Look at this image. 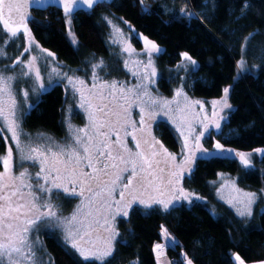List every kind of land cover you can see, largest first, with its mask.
<instances>
[{"label": "trees", "instance_id": "obj_1", "mask_svg": "<svg viewBox=\"0 0 264 264\" xmlns=\"http://www.w3.org/2000/svg\"><path fill=\"white\" fill-rule=\"evenodd\" d=\"M104 15L127 22L163 47L164 52L156 59L157 88L162 96L171 97L177 88L182 73L175 67L184 53L198 63V68L187 74L185 88L191 98L217 100L231 87L223 129L211 132L204 144L208 150L218 143L224 149L251 156L248 167L237 157L198 159L184 186L203 201L183 203L167 211L160 207L132 208L127 217L117 221L113 252L104 264H157L154 247L162 242L164 227L177 241L167 250L172 264H186V259L193 264H237L234 255L247 264L264 262V0H143V4L140 0H108L93 11L67 19L54 8L34 12L26 26L62 67L88 78L90 65L102 61L103 80L120 81L126 76L109 44ZM5 35L0 38L2 45ZM8 47L13 48L11 52L18 50L13 56L16 58L26 47L24 35ZM241 59L245 61L243 69L238 66ZM66 102L63 85L52 86L25 113L24 130L63 139ZM156 134L169 151L178 152L179 139L169 124L159 123ZM7 147L0 132V156L6 154ZM17 166L15 154L14 169ZM220 175L231 177L240 188L258 196L250 217H239L218 199L216 182ZM54 201L61 214L67 215L74 208L71 198L59 195ZM39 235L48 264H99L69 256L61 238L49 228Z\"/></svg>", "mask_w": 264, "mask_h": 264}, {"label": "snow or ice", "instance_id": "obj_2", "mask_svg": "<svg viewBox=\"0 0 264 264\" xmlns=\"http://www.w3.org/2000/svg\"><path fill=\"white\" fill-rule=\"evenodd\" d=\"M98 2L99 0H63L62 6L65 15H69L74 10V4H86L91 9ZM140 2L143 4V0ZM28 7L26 0H0V23H2L0 32L7 30L5 39L16 38L22 27L27 33L25 14L21 10ZM244 7H247V4ZM116 31L119 32V29ZM145 43L151 45L152 51L157 53L161 51L155 43L146 39ZM28 50L25 49V51ZM122 50L131 57L130 45ZM4 54L0 46V56ZM52 55L48 53V56ZM182 55L185 61L192 65L196 64V61L187 53ZM148 56L145 67L152 68V71L140 77L141 83L135 89H125L123 83L117 81L110 83L102 81L96 74L97 69L103 68L102 62L92 65V78L98 81V83H93L92 87L109 90L107 95L103 91L96 95L95 99L99 102H94L93 99L85 96L84 92L69 78L68 82L73 84L75 91L80 94V107L87 113L92 133L89 134L88 127L72 129L69 124L72 143L66 147L49 144L46 148H38L30 144H22L21 130L16 116L17 101L9 85L15 77H5L4 69L0 68V93L7 95V100L0 96V132L7 129L11 133L19 161L17 171L13 172L11 146L7 147L5 155L0 156V162L3 165V171H0V264H46L43 256L37 255L38 252L43 253L44 251L40 246L38 235L40 227L61 228L63 243L68 249L69 256L78 255L84 261L95 260L99 264H104L106 258L112 255L113 240L118 235L112 226V221L117 215L127 216V209L133 202L151 207V203L143 199L144 194L149 190L154 192L179 191L184 199H188V194L184 193L183 189L169 187L173 185V180L165 179V169L160 168L161 161L154 159L161 155L165 157L164 162L176 159L167 152V149L163 148L159 141L155 138H152L151 142L144 140L150 150L155 149L146 155L144 151L133 152L121 139V133L124 136H131L135 141L136 149L141 148V141L135 135L136 122L130 118V108L133 104L139 107L141 113L139 123L144 125L146 122L145 107L143 103H138L136 100L129 102L128 96L134 94L142 98L148 95L147 85L143 81L150 80L156 75L151 52ZM36 59L37 57L32 56L31 61L23 65L20 71L22 76H34L36 80H40L39 69L33 68ZM20 63V60H16L14 64L7 67L15 68V65ZM244 65L245 61L241 59L238 66L243 69ZM52 72L60 75L56 68H52ZM133 75L138 74L134 72ZM152 82L154 83V80ZM83 83L79 81V84ZM40 87L43 88V84H40ZM228 91L229 89H224V107H230L227 104ZM117 92L120 93L119 97L116 95ZM28 94L27 91L23 92L25 100ZM180 95H182V90L176 92V96ZM146 103L152 109L148 116L149 121L156 111H163L165 114L171 111L167 101H157L149 97ZM195 103L200 104L201 102L196 101ZM212 103L215 106L220 102L213 101ZM215 115L216 113L213 112V116ZM177 127L179 128L180 125L178 124ZM214 127L219 129V123L216 122ZM203 130L208 131V125H204ZM139 131L143 132V128ZM181 135L185 136L184 147L187 148V135L183 131ZM113 136L116 137L115 140L112 139ZM196 139L198 142L199 136ZM54 147L55 150H53ZM215 147L219 151H224L218 143ZM236 155L246 167L250 166L249 160L243 154L236 153ZM29 167L36 168V171L28 172ZM125 172L128 176L123 178ZM168 176L177 177L176 183H178L179 174L177 172H169ZM69 185H71V190ZM54 189L81 198L80 205L70 217L57 215L56 206L52 203ZM55 195L59 198L60 191H57ZM242 195L245 199L237 203L242 204L243 207H237L231 201L229 204L236 209L240 217L251 216V205L256 199V194L243 193ZM178 198L173 197V199ZM150 199L161 204L165 211L168 210V202L155 197H150ZM189 203H191L190 200ZM85 209L88 211L85 212ZM101 229L106 234L103 235L102 244L99 243L102 235ZM165 235H167L166 230ZM160 247L161 245H156L157 249ZM234 260L238 264H244L239 255H235ZM187 264H192L191 260H188Z\"/></svg>", "mask_w": 264, "mask_h": 264}, {"label": "rangeland", "instance_id": "obj_3", "mask_svg": "<svg viewBox=\"0 0 264 264\" xmlns=\"http://www.w3.org/2000/svg\"><path fill=\"white\" fill-rule=\"evenodd\" d=\"M103 19L105 20V23L108 27V39L109 44L112 48V52L117 58V60L120 62L122 70L125 74V78L123 80L117 81L119 83H123L125 89L127 88H133L135 89L137 85L141 83L140 77L144 76L146 73H150L152 71V68H146L145 65L148 61V53L151 52V58H152V65L155 68L156 75L155 77L151 78L150 80H145L143 83L147 85L148 89V95L141 97H137L134 94H129L128 101L131 102L133 100H136L138 103H143L145 107V124L141 125L139 123L140 120V109L135 104L130 108V118L132 121L136 122L135 127L137 129L135 135L138 139L141 141V148L136 149L135 147V141L132 139L131 136H124L123 133H121V139L126 144L127 148L131 149L133 152L135 151H144L147 155L149 151L155 150V149H149L148 145L144 143V140H148L149 142L152 141V138H155L156 141H159L161 145L162 142L159 140L157 134H156V127L159 123H167L169 124L172 129L175 131V133L178 136L179 139V148L178 152L174 153L169 151L164 145L163 148L167 149V152L175 156V161L168 160L165 161L164 156H157L154 159L161 161L160 168L165 169V179L171 178L173 180V185H170L169 187L176 188V189H183L184 193L188 194V199H184L183 194H181L179 191H168L164 190L162 192H154L149 190L148 193H145L143 196V199L147 200L149 203H151V207H146L144 204L133 202L131 207L127 209V213L131 211L132 208L138 206L145 209H150L153 207H160L162 209L163 206L161 204H158L155 202L154 199H150V197H155L158 199H162L169 203L168 210H171L175 207H178L182 205L183 203L189 204V200L191 202L193 201H203L202 198L194 195L189 190H187L184 186V180L185 178L189 177L192 172L194 171V168L196 166L197 160L200 158H209L212 156H230V157H237V152L231 151L229 149H224V151H219L216 149V147L213 150H208L205 147L204 141L205 138L211 133H219L223 129V125L226 121V112L228 111L229 107H224V93L220 99L213 100V101H219L220 103H217L215 106H213V101H200L195 100L189 96V94L186 91V83L188 79V73L189 70H195L198 68V63L196 62L195 65H192L188 61H185L184 58H182V61L179 63L177 67H175V70L178 69V71H181V76L179 77V83L177 85V88L174 90V93L171 97H165L162 96L157 88V83L159 79V70L157 66L156 59L159 55H161L164 52L163 47L159 46L157 43L149 39L148 37L144 36L143 34L139 33L137 30H135L130 24L127 22L120 21L118 19L112 18L110 16H103ZM0 27H2V23H0ZM27 33L25 32L24 28L22 27L20 30V34H23L26 39V47L24 50H19V54L15 55L17 56L14 58V53L18 52V50L11 52V49L8 46L12 44V41H15L16 38H12L10 40L6 39V42L1 44L4 55L0 56V68L4 69V76H13L15 77L12 81L9 82L11 93L15 96L17 101V111L16 116L18 118L19 122V129L21 130L20 134V140L22 144L24 145H31L33 147L38 148H46L49 144L52 145H59L61 147H66L67 145L72 143V133L69 130V124H71L72 129H83L88 127L89 128V134L92 133V129L89 127V121L87 117V113L83 108L80 107V94L79 92L75 91V88L73 84H70L69 78H71L74 82L76 87H79L85 94V96L89 97L90 99H93L94 102H99L95 99L96 95L100 93L101 91L104 92L105 95L108 94V89H100V88H93V83H98V81H94L92 78L93 68L92 65L98 64L100 62L92 63L90 65V75L88 78H83L79 75H77L75 72L71 71L68 68L62 67L58 61L56 60V56H48L49 51L43 49L39 43L35 40V38L32 35V32L28 26ZM119 29V32L116 30ZM7 33V30H4V32H0V38L3 37ZM72 35V34H71ZM73 36V35H72ZM145 39L147 41H151L158 45V47L161 49L159 53L151 50V45L145 43ZM72 42L74 45H76V40L72 38ZM137 44H140L137 45ZM130 45V51L132 52L131 57H129L128 53L123 52V48L125 46ZM25 49H29L28 51H25ZM11 52V53H10ZM51 53V52H50ZM35 56L37 57L36 61L33 64V68L39 69L40 73V80H36L34 76H22L20 74L21 68L25 63H28L31 61V57ZM16 60H20V64H16L15 68L7 67L8 65H12L15 63ZM194 60V59H193ZM103 67L104 63L102 62ZM125 64H127V67H125ZM52 68H56L57 71L60 73V75H57L52 72ZM109 68L108 65L106 69ZM177 68V69H176ZM102 69V68H101ZM101 69L96 70V74L101 78L102 81L110 83L108 81H105V79L100 73ZM137 73L138 75H133V73ZM154 80V83L152 82ZM79 81H83L84 83L81 85L79 84ZM40 84H43V88L40 87ZM56 84L63 85L65 92H66V108L64 112V123L66 128V136L58 140L54 137H51L44 133H36L31 134L24 130L22 126V120L25 116V113L29 111V109L33 106V102L37 100L40 95L43 92H46L52 86ZM89 89H91V92H89ZM229 89L228 95H227V104H229V96L231 92V87H227ZM178 90H182V95L176 96V92ZM27 91L28 97L25 100L23 97V92ZM117 97L120 96V93H116ZM0 96H3L4 100H7V95L0 93ZM149 97L156 99L157 101H167L168 108L171 109L167 114L163 111H156L155 115L152 117V119L149 121L148 116L151 113L152 109H150L147 105V101L149 100ZM187 97V99H185ZM196 101L201 102L200 104L195 103ZM201 104L203 107L201 108ZM213 112L216 113L215 116H213ZM223 117V119H221ZM182 118V119H181ZM218 122L220 127L219 129H216L214 127V124ZM180 125L178 128L177 125ZM190 125V128H189ZM204 125H208V131H204ZM140 128H143V132L139 131ZM181 131H183L188 138V147H184V140L185 136L181 135ZM190 133V134H189ZM201 133H203L201 135ZM3 134L5 138L7 137V144L8 147H12L13 151V172H16L17 170L14 169V163H15V154L18 156L17 149L15 147V143L11 139V133L5 129L3 131ZM199 136V140L197 142L196 137ZM113 140L116 139L115 136L112 137ZM198 143V147H197ZM27 150V149H26ZM55 150V147L53 148ZM250 162L251 164V156L243 154ZM185 157H187V160H185ZM19 163V161H18ZM30 163V162H25ZM179 166V167H177ZM38 167V166H37ZM28 172L34 173L36 171V168L29 167ZM0 171H3V165ZM87 171V169H86ZM169 172H177L179 174V180L178 183L177 177H169ZM128 176V173H123V178H126ZM135 186V184H134ZM71 190V185L68 186ZM163 187V186H162ZM60 191V195L65 196L67 198L73 199L74 208L69 214H61L60 210H58L59 205L57 204L54 199H56V192ZM243 193H252L250 191L244 190L240 188L236 181L232 179L229 176L220 175L217 182H216V194L218 199L225 203L227 206H229L235 213L236 209L232 207L229 204V201L232 202V204H236L237 207H243L242 204L237 203L239 200H244ZM179 197L178 199H173V197ZM118 199V196H117ZM258 196L256 195V199L254 203L251 205V214L253 212V209L258 201ZM52 203L56 206L57 215L62 217H70L74 211L76 210L77 206L81 203V198L78 196H72L68 193H63L61 190H53V200ZM88 209H85V212H87ZM264 211V210H263ZM127 214V216H128ZM237 214V213H236ZM238 215V214H237ZM127 216L123 215H117L115 217V220L112 221V226L116 230L117 221L121 218H125ZM239 216V215H238ZM240 217V216H239ZM241 217V218H247ZM47 228H49V231L55 232L58 234V236L63 241V230L59 227H40L39 232L45 231ZM166 228L164 227L161 236H162V242L157 243L161 245L159 249L154 247L155 251V257H156V263L157 264H172V261L170 260L167 250L168 248H173L176 245V240L169 235L167 232V235H165ZM167 231V230H166ZM38 232V235H39ZM101 240L99 241L100 244L103 243V235H106L103 233V230L101 229ZM117 236V235H116ZM115 236V239H116ZM113 240V244L114 241ZM40 240V246L43 248V253L38 252V256H43L44 261L46 264L49 263V258L46 255V251L44 248L43 241L39 235ZM235 255L233 256L234 260ZM187 261L189 259H186ZM235 261V260H234ZM236 262V261H235ZM237 263V262H236ZM187 264V262H186ZM193 264V263H192Z\"/></svg>", "mask_w": 264, "mask_h": 264}, {"label": "water", "instance_id": "obj_4", "mask_svg": "<svg viewBox=\"0 0 264 264\" xmlns=\"http://www.w3.org/2000/svg\"><path fill=\"white\" fill-rule=\"evenodd\" d=\"M106 1L108 0H99V2L95 3L91 9H89L86 4H79V5L74 4L73 5L74 10L69 15H65L62 6L63 0H26L29 7L27 9H22L21 11L22 13L25 14V24L28 25L31 19L33 18L34 12H40V11L43 12L48 9L54 8L62 13L63 18L67 19L75 16L80 12L88 13L90 11H93L96 7L104 4Z\"/></svg>", "mask_w": 264, "mask_h": 264}, {"label": "crops", "instance_id": "obj_5", "mask_svg": "<svg viewBox=\"0 0 264 264\" xmlns=\"http://www.w3.org/2000/svg\"><path fill=\"white\" fill-rule=\"evenodd\" d=\"M237 264H238V262H237ZM244 264H247V263L244 262ZM252 264H264V262L252 263Z\"/></svg>", "mask_w": 264, "mask_h": 264}]
</instances>
